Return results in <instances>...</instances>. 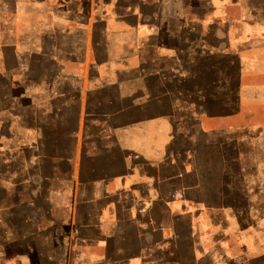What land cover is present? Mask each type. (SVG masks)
I'll use <instances>...</instances> for the list:
<instances>
[{"label": "crops", "instance_id": "0c3cea01", "mask_svg": "<svg viewBox=\"0 0 264 264\" xmlns=\"http://www.w3.org/2000/svg\"><path fill=\"white\" fill-rule=\"evenodd\" d=\"M249 58L264 0H0V264H264L214 242L258 213L232 158Z\"/></svg>", "mask_w": 264, "mask_h": 264}, {"label": "rangeland", "instance_id": "374dc122", "mask_svg": "<svg viewBox=\"0 0 264 264\" xmlns=\"http://www.w3.org/2000/svg\"><path fill=\"white\" fill-rule=\"evenodd\" d=\"M237 72L238 68L234 67L233 82H236V78L238 77ZM242 72L243 75L240 79L239 92L242 100H247L251 106L248 109L245 108L244 114H247L246 118H244V116L240 118L243 122L245 119H248L250 125L248 130L245 129V131H240L239 134H233L234 150H232V158L233 162H241L243 168L247 169L248 180L250 181L249 185H252V191L255 192L253 195L255 199L253 201L257 204L256 212L258 213L255 215L253 214L255 223L249 224L245 230L242 229L243 236H230L225 238V235L220 233L221 228L218 226V222L223 218L222 215H213L210 219L209 216L205 217L201 214L200 217L205 219V225L201 222V231L205 242L204 244L210 247L212 246L211 243L214 234L220 233L221 236L218 240H214L215 243L219 242L225 245L226 239H229V241L232 240L236 243L238 247L244 244L248 257L264 259V171L261 170V167H258L259 164L264 162V66L259 64V60L255 58L252 60L249 58L245 61ZM206 139L211 147L206 156H202L203 160L208 159V154H210V158L214 163L218 164L219 162H223L224 150L222 147L224 146V139L218 134H206ZM13 144H15V141L11 142V145ZM236 148H241L242 150L239 151L236 150ZM236 152H240L241 154L236 155ZM237 157H241L242 159L235 160ZM191 210L193 211V209ZM1 214L0 212V216ZM213 220L217 222L214 224ZM232 224L239 227L240 220L235 216L232 219ZM13 248L10 249V256L13 255V259H15L17 257L16 255L20 254V252H18L19 250L15 247Z\"/></svg>", "mask_w": 264, "mask_h": 264}]
</instances>
